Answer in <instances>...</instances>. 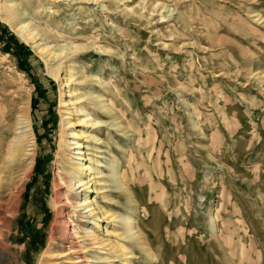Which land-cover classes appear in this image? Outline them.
I'll use <instances>...</instances> for the list:
<instances>
[{
  "label": "rangeland",
  "instance_id": "rangeland-1",
  "mask_svg": "<svg viewBox=\"0 0 264 264\" xmlns=\"http://www.w3.org/2000/svg\"><path fill=\"white\" fill-rule=\"evenodd\" d=\"M2 3L0 264H264V0ZM61 100L100 227L61 199ZM28 118L30 173L21 145L2 166Z\"/></svg>",
  "mask_w": 264,
  "mask_h": 264
},
{
  "label": "bare ground",
  "instance_id": "bare-ground-1",
  "mask_svg": "<svg viewBox=\"0 0 264 264\" xmlns=\"http://www.w3.org/2000/svg\"><path fill=\"white\" fill-rule=\"evenodd\" d=\"M13 7L14 6H12V4H9V6H7L5 3L0 4V14H1L2 20H5V15L9 14L10 11L13 9ZM12 27H13V30L24 40L31 41V42L34 41V38H35L34 31L32 29L29 32L25 31V28L27 27V25L24 26V25L16 24V25H12ZM47 62L49 63V59L45 60L46 66L48 64ZM48 70L49 71L52 70L51 66L49 65H48ZM68 95L71 96L72 94L69 93ZM68 104H69L68 101H65V100L60 101V106L67 108V110H61L64 113V115H66L61 120L63 124L66 125L65 131L70 125H72L71 122L68 120V115H67V114H70V112L72 111L71 108L69 109L67 107ZM62 116L63 114L61 115V117ZM84 121L88 122V121H91V119L90 117L86 115V119ZM29 122H30V119L28 118V119H21L19 122L15 124L14 131L16 134L11 139V145L9 146L10 148L7 150V154L2 160V166L8 164L9 161H12L10 160V157L13 153L12 147L14 148L15 146L21 145L24 148L23 154H24L25 160H27V163H26L27 167L25 168V170L29 173L32 170L35 164V161H36L37 153H36L35 137L33 136L32 129L30 128ZM66 133H67L66 143L68 144L69 148L73 146L72 147L73 151H72L71 156H69V166L67 167L68 170L66 172L65 177L58 178L59 179L58 185L61 187H65L66 189V191L61 194V199L64 200L63 204L67 205L70 208V212L78 211L80 214L86 217L87 222L90 218H93L94 226L100 227L99 223L102 220V218L94 214L95 208H91L90 197H89V194H87L88 191L90 190H85V193H84V190H82L83 195H84L83 198L81 197V199L76 200L77 199L76 196L79 195V192L77 191V189H79L80 187L88 188V186H86L87 182L82 180V174H84L86 171L91 169V167L83 161L84 158L81 156L83 153V148L86 146H84V144L79 140L80 136L74 130L66 131ZM2 153L3 152L0 153V158H2L1 157ZM119 175L120 174H117L116 177L118 178ZM11 185H12L11 183H8V185H5L0 190V209H2L1 210L2 212L0 211V213H2V217H0V222L2 224V227L0 226V230L3 228V226H5L4 233H7V235L10 233V228H9L10 223L7 220V217L9 216V213H10L8 212V210L11 208H15L14 199H16L14 194H10V192H8V190H11ZM6 196H9V198H7ZM67 212L70 213L69 211ZM67 212L63 211L61 215L65 218L67 216ZM65 221L62 220V222H60L59 224L63 225ZM70 233H72V236L74 238L76 235V232H74L73 228L70 229ZM49 241H51V239ZM71 241L70 243L73 244ZM4 252H5V241H4V238L2 237V234L0 233V258H1V254H4ZM68 253L69 252H67L66 254ZM66 254H63V255H66ZM73 261L74 263H79L82 261V259L78 258Z\"/></svg>",
  "mask_w": 264,
  "mask_h": 264
}]
</instances>
